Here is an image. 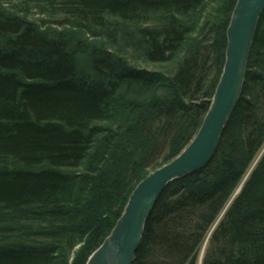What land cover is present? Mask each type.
I'll return each instance as SVG.
<instances>
[{
    "label": "trees",
    "instance_id": "trees-1",
    "mask_svg": "<svg viewBox=\"0 0 264 264\" xmlns=\"http://www.w3.org/2000/svg\"><path fill=\"white\" fill-rule=\"evenodd\" d=\"M236 3L0 0V264L87 263L136 185L198 132ZM114 18L139 24L143 60L176 70L93 41L116 45L128 26ZM133 264H264V12L216 152L166 186Z\"/></svg>",
    "mask_w": 264,
    "mask_h": 264
},
{
    "label": "water",
    "instance_id": "water-1",
    "mask_svg": "<svg viewBox=\"0 0 264 264\" xmlns=\"http://www.w3.org/2000/svg\"><path fill=\"white\" fill-rule=\"evenodd\" d=\"M264 0H237L227 29L226 59L211 105L189 144L151 171L132 191L111 233L86 264H133L147 220L166 186L209 163L242 96Z\"/></svg>",
    "mask_w": 264,
    "mask_h": 264
},
{
    "label": "rangeland",
    "instance_id": "rangeland-1",
    "mask_svg": "<svg viewBox=\"0 0 264 264\" xmlns=\"http://www.w3.org/2000/svg\"><path fill=\"white\" fill-rule=\"evenodd\" d=\"M213 5H216V2H213ZM208 10H209V8L203 9L201 22H204L207 19H210V20L215 19V14L209 15L207 13ZM45 17H47L45 14H41V13L37 12L36 9H33L32 12L30 13V15L28 16L27 20L36 21L39 18H45ZM113 21L117 22V23L125 24L126 26H128L127 27L128 29L127 28H120L121 30H119V32L116 36L117 37L116 38V41H117L116 45L110 44V42L106 40L105 36H96L93 38V41H96V40L102 41V44L110 47V49H113L114 51L117 50V53L119 54L120 57H123L125 60H127L128 62L132 63L135 66H140L143 68H151V69H154V68L165 69V67H166V69L169 70L168 72H174L176 70L178 63H179V59H178V61L171 60V62H166L165 66H163V67H161L160 64L151 63V62H148L146 60H143V58L139 54V52H141L140 49L137 47V45H135L132 42L133 38L128 36L131 32H133L135 34L136 29L139 26L138 23L129 22V21L124 22L123 20H120L118 18H114ZM54 26L56 27V25H54ZM85 35H86V37H91L90 34H88V33H86ZM134 36L138 37L137 33ZM185 49L183 51L180 50L176 54L178 58H181L183 56V54L186 53ZM138 56H140V57H138ZM217 222L218 221H216L215 224ZM83 243L84 242L81 241V242L77 243L76 246L74 247L73 252L71 254V258H70L71 263H72V260L75 258L76 251L83 245ZM205 244H204V246H205ZM201 259H202V257L200 258V260Z\"/></svg>",
    "mask_w": 264,
    "mask_h": 264
}]
</instances>
